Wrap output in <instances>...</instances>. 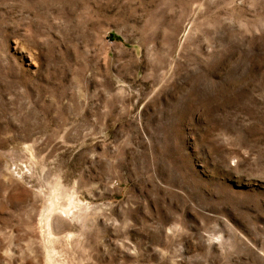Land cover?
<instances>
[{"label": "rangeland", "instance_id": "1", "mask_svg": "<svg viewBox=\"0 0 264 264\" xmlns=\"http://www.w3.org/2000/svg\"><path fill=\"white\" fill-rule=\"evenodd\" d=\"M0 264H264V0H0Z\"/></svg>", "mask_w": 264, "mask_h": 264}, {"label": "bare ground", "instance_id": "2", "mask_svg": "<svg viewBox=\"0 0 264 264\" xmlns=\"http://www.w3.org/2000/svg\"><path fill=\"white\" fill-rule=\"evenodd\" d=\"M43 217H44L43 212H41V214H40L41 221H42Z\"/></svg>", "mask_w": 264, "mask_h": 264}]
</instances>
